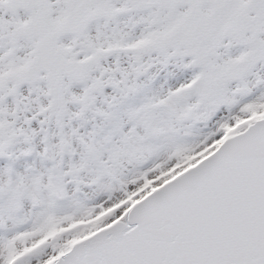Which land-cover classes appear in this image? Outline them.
Returning <instances> with one entry per match:
<instances>
[{"label": "snow or ice", "instance_id": "obj_1", "mask_svg": "<svg viewBox=\"0 0 264 264\" xmlns=\"http://www.w3.org/2000/svg\"><path fill=\"white\" fill-rule=\"evenodd\" d=\"M0 264H264V0H0Z\"/></svg>", "mask_w": 264, "mask_h": 264}]
</instances>
